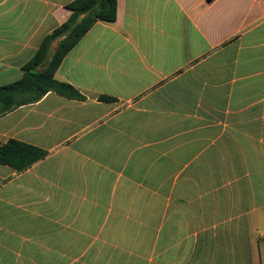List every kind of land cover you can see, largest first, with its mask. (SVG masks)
<instances>
[{
  "label": "crops",
  "instance_id": "crops-1",
  "mask_svg": "<svg viewBox=\"0 0 264 264\" xmlns=\"http://www.w3.org/2000/svg\"><path fill=\"white\" fill-rule=\"evenodd\" d=\"M72 1L0 0V86ZM55 78L0 117L48 153L0 165V264H264V0H117Z\"/></svg>",
  "mask_w": 264,
  "mask_h": 264
},
{
  "label": "trees",
  "instance_id": "trees-1",
  "mask_svg": "<svg viewBox=\"0 0 264 264\" xmlns=\"http://www.w3.org/2000/svg\"><path fill=\"white\" fill-rule=\"evenodd\" d=\"M66 9L70 11L69 17L42 39L33 56L22 66L21 78L0 86V117L39 101L49 92L67 99L85 100L73 86L57 80L55 74L64 57L97 22L116 21L117 0H73ZM100 100L112 99L101 97ZM47 154L38 147L10 139L0 145V165L20 173Z\"/></svg>",
  "mask_w": 264,
  "mask_h": 264
}]
</instances>
